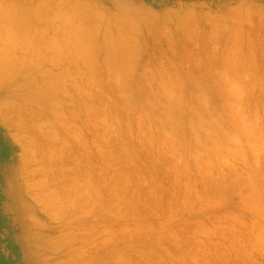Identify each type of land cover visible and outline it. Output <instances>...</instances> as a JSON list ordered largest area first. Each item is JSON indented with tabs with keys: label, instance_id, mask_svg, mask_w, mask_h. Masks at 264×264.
I'll use <instances>...</instances> for the list:
<instances>
[{
	"label": "rangeland",
	"instance_id": "rangeland-1",
	"mask_svg": "<svg viewBox=\"0 0 264 264\" xmlns=\"http://www.w3.org/2000/svg\"><path fill=\"white\" fill-rule=\"evenodd\" d=\"M0 264H264V0H0Z\"/></svg>",
	"mask_w": 264,
	"mask_h": 264
}]
</instances>
